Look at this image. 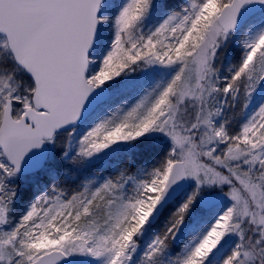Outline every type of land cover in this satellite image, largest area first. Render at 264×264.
Returning a JSON list of instances; mask_svg holds the SVG:
<instances>
[{"label": "snow or ice", "instance_id": "1", "mask_svg": "<svg viewBox=\"0 0 264 264\" xmlns=\"http://www.w3.org/2000/svg\"><path fill=\"white\" fill-rule=\"evenodd\" d=\"M0 264H264V0H0Z\"/></svg>", "mask_w": 264, "mask_h": 264}, {"label": "rangeland", "instance_id": "2", "mask_svg": "<svg viewBox=\"0 0 264 264\" xmlns=\"http://www.w3.org/2000/svg\"><path fill=\"white\" fill-rule=\"evenodd\" d=\"M134 98H135V94H133L132 96L129 97L130 100H132ZM104 167L105 166H103V165H96L90 171H92V172H97V171L104 172ZM104 174H107V173L104 172ZM76 182H78V181H76ZM76 182L69 180V181H67V186L69 188L75 187Z\"/></svg>", "mask_w": 264, "mask_h": 264}]
</instances>
